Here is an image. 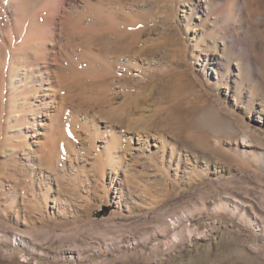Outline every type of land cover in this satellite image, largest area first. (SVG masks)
<instances>
[{
	"label": "rangeland",
	"instance_id": "1",
	"mask_svg": "<svg viewBox=\"0 0 264 264\" xmlns=\"http://www.w3.org/2000/svg\"><path fill=\"white\" fill-rule=\"evenodd\" d=\"M53 1L64 78L34 97L7 41L47 6L0 5V264H264V0L248 32L245 0Z\"/></svg>",
	"mask_w": 264,
	"mask_h": 264
},
{
	"label": "bare ground",
	"instance_id": "2",
	"mask_svg": "<svg viewBox=\"0 0 264 264\" xmlns=\"http://www.w3.org/2000/svg\"><path fill=\"white\" fill-rule=\"evenodd\" d=\"M43 8L44 6H47L46 8V13L44 14L45 16H42V20L41 22H34L33 20V16L36 15V13H38V11H36L34 8V10L36 12H34L35 14H33L32 16V19L33 22L30 23V25L28 24V26H26V29L23 28L24 26L22 25V22H21V25L23 26L21 28V25L20 26V29H19V33L17 36H14V38L10 39L7 41V43H10L13 41V39H15L14 43L12 42V44H10L12 47H14V49H11L8 47V50H9V56H10V59L13 58V61H17L18 60V64H22V65H26V66H30L32 69V73L33 75H31V79L30 81L27 82V89L22 93H29L30 95L33 94V90H35V86H39L40 83L39 82H43V80H46L47 82H45L46 85L48 86H51L52 84V81L50 79L51 76H59L58 79L56 81H60V80H63L64 77H62L61 75H59V73L57 71H52L50 70V68L52 69V67H54V64L55 62L57 61V58L59 56L58 52L60 51V47H61V42L58 40H55V37H59L60 34H57L56 31L59 30H63V29H60V28H57L56 30V27H55V24L53 22L54 20V15L56 14V11H57V8H55V1L52 2V0H43ZM125 0H83V5L86 3L87 5L91 6L92 4H96L97 7H102L105 11L107 12H112V14L114 16H120L122 13V8H123V3H124ZM261 1L263 0H245L243 4V6L241 5V7L239 6V21H238V25L237 27L242 31V29L245 31V32H248V29H249V25L247 26L246 24L244 25L243 24V21L248 19L250 22H253L255 23L256 26H259V24L262 23V16H263V13H260L259 12V7L261 5ZM72 2V1H71ZM93 2V3H92ZM235 2V1H234ZM60 3V1H59ZM126 3V2H125ZM131 3V2H130ZM11 4L15 5V6H18L16 7V11L18 10V8H20V12L23 10V8L25 9L24 7V2H22V0H0V5L3 7L5 5H8L10 6ZM133 4V3H132ZM35 5V4H34ZM127 5V4H126ZM58 6V4H57ZM61 8H62V4L60 5ZM59 6V7H60ZM69 8L68 9H72L71 11L73 10H77V6L75 4L70 3L68 4ZM88 6V7H89ZM13 7V6H12ZM35 7V6H34ZM93 7V6H92ZM95 7V6H94ZM14 8V7H13ZM84 8V7H83ZM82 8V9H83ZM96 8V7H95ZM4 9V8H3ZM38 9V8H37ZM59 9V8H58ZM98 9V8H97ZM132 9V8H131ZM103 10V11H104ZM120 10V12L118 11ZM45 11V9L43 10ZM89 11V10H88ZM133 11V10H132ZM19 12V11H18ZM24 12V11H23ZM70 12V11H69ZM74 12V11H73ZM81 12V11H80ZM83 12V11H82ZM22 13V12H21ZM31 13L32 15V12H29ZM55 13V14H54ZM59 13V12H57ZM76 13V12H75ZM86 13V12H85ZM91 13V12H90ZM95 13V12H94ZM98 13V12H97ZM100 13V12H99ZM103 13V12H102ZM135 13V12H134ZM24 14H22V17H24ZM92 14V13H91ZM29 15V14H28ZM79 15V14H78ZM99 15V14H98ZM37 16V19L39 18L38 14L36 15ZM35 16V17H36ZM41 16V14H40ZM75 16V15H74ZM103 16V15H102ZM118 16V17H119ZM22 17H20L22 19ZM28 17V16H27ZM91 16V21H89L92 25H94V23H96L97 25H103V21L105 22V20L101 19L100 17H93ZM109 17V16H108ZM19 18V19H20ZM31 18V17H29ZM29 18L27 19V21H29ZM59 18V17H58ZM65 17L63 16H60V19L59 20H63ZM104 19H107V17H103ZM127 18V17H126ZM262 18V19H261ZM6 19V18H5ZM26 19V18H25ZM36 19V18H34ZM40 19V18H39ZM38 19V20H39ZM71 19V18H70ZM86 19V18H85ZM128 19V18H127ZM126 19V20H127ZM1 20V19H0ZM41 20V19H40ZM39 20V21H40ZM73 20V19H72ZM110 20V18H109ZM118 20V19H117ZM115 20V21H117ZM5 21V20H4ZM19 21V20H18ZM6 22V21H5ZM70 22V21H69ZM79 22V21H78ZM84 22V21H83ZM88 22V23H89ZM16 23V21H15ZM29 23V22H28ZM80 23V22H79ZM24 24V23H23ZM263 24V23H262ZM15 25V24H14ZM16 25L18 26V24L16 23ZM63 24H60L59 26L62 27ZM67 25V24H66ZM83 25V24H82ZM108 25V23H107ZM16 26V27H17ZM18 26V27H19ZM64 27V26H63ZM104 27V26H103ZM98 28V27H97ZM107 28V27H106ZM252 28V27H250ZM25 29V32H23ZM247 29V30H245ZM101 30V29H100ZM104 30H107L105 29L104 27ZM109 30V29H108ZM254 30V29H253ZM7 32L9 31L8 29L6 30ZM69 31V30H68ZM252 31V30H251ZM62 32V31H61ZM120 32V31H119ZM250 32V31H249ZM9 33V32H8ZM67 33V32H66ZM110 33V32H109ZM123 33V32H122ZM121 33V34H122ZM132 33V32H131ZM124 34V33H123ZM128 34V33H127ZM136 33H132V36H130L131 39H134V37L136 36L135 35ZM100 35V34H99ZM126 35V33H125ZM252 35V34H251ZM123 36V35H122ZM128 36V35H127ZM123 38V37H122ZM126 38V37H125ZM18 39H20L21 41H17ZM102 39V38H101ZM112 39V37H111ZM12 40V41H11ZM62 40V39H61ZM117 40V39H116ZM115 40V41H116ZM103 41V40H102ZM114 41V40H112ZM111 41V42H112ZM119 41L121 43L122 40H120L119 38ZM119 41H117L116 43L118 44ZM125 41V40H124ZM130 41V40H129ZM137 41V40H136ZM97 42V41H96ZM131 42V41H130ZM134 42V40H133ZM99 43V42H97ZM115 43V42H114ZM119 43V44H120ZM123 43V42H122ZM129 43V42H128ZM102 45V44H101ZM122 45V44H121ZM130 46V45H129ZM7 47V46H6ZM2 47H0V51ZM106 48V47H105ZM97 49V48H96ZM102 50V49H101ZM128 51V50H127ZM99 52V51H98ZM8 54V53H7ZM91 57V56H90ZM103 58V57H102ZM17 59V60H16ZM106 63V62H105ZM40 65V66H39ZM12 67V66H11ZM107 70V69H106ZM108 71V70H107ZM107 73V72H106ZM54 76V77H55ZM104 77V76H103ZM103 79V78H102ZM124 79V78H123ZM131 79V78H130ZM50 80V82H49ZM125 81V80H124ZM92 82V81H91ZM63 83V82H62ZM94 83V82H93ZM97 83V82H96ZM66 84V83H65ZM77 84V83H76ZM67 87V86H66ZM65 87V88H66ZM28 90V91H27ZM103 95V94H102ZM101 96V95H100ZM32 97H34V95H32ZM135 100V98H133ZM63 100H64V97H63ZM70 100V99H69ZM93 100V99H92ZM133 101V100H132ZM98 102V101H97ZM107 102V101H105ZM63 103V102H62ZM83 103V102H82ZM128 104V103H127ZM213 105V104H212ZM70 106V105H69ZM95 106V105H94ZM89 108V107H88ZM171 108V107H170ZM211 108V106H210ZM175 109V108H174ZM74 110V109H73ZM77 110V109H76ZM79 110V109H78ZM86 110V109H85ZM124 110V109H123ZM214 110V109H213ZM72 111V110H71ZM133 111V110H132ZM179 111L178 110H174V114L175 115H172V120H177L178 123L180 124V126L182 125V119H184L180 113H178ZM181 112V111H180ZM215 112V110H214ZM217 112L212 113L210 112V116H211V121L213 120V118L217 117ZM167 116V115H166ZM114 117V116H113ZM20 118V117H19ZM168 122H170L168 120ZM113 123V122H112ZM147 126V125H146ZM180 128V127H179ZM251 131H246V132H243L241 134V142L243 144L244 147H247V148H251L254 146V142H256L257 138L260 137V135H257L255 134L257 137L255 138L254 135H251ZM201 137V136H199ZM66 138V137H65ZM202 138V137H201ZM201 140V139H200ZM53 141H56V148H55V144L52 143L50 146H49V151H47L46 149V146H45V149L46 151L44 152L45 154H43L44 156V159H40L41 162H44V166L46 167V169H52L54 170L56 168V165H59V163L61 162V160L59 159L60 157V154L58 155V158H57V150H59L58 146H59V143L57 142V140H53ZM60 141V140H59ZM262 141V140H261ZM204 142V141H203ZM257 142H260V141H257ZM58 143V144H57ZM74 143V142H73ZM82 143V142H81ZM201 144V143H199ZM204 144V143H202ZM206 144V143H205ZM259 144V143H258ZM69 145V149L71 150L72 153L74 154H77V151L75 149V147L73 146L72 143H68ZM205 146V145H204ZM202 146V147H204ZM208 146V145H206ZM205 146V147H206ZM209 147V146H208ZM113 149V147L111 146V148L109 150H107L108 154L110 155L111 153V150ZM208 150V149H207ZM211 150V149H210ZM209 150V151H210ZM105 155V151L103 152V155ZM100 156V155H99ZM259 158H264V150L261 151L260 153H258L257 155ZM62 158V157H61ZM67 158V157H66ZM56 159V163L54 162V160ZM61 165L63 167H65V164H62ZM60 166V165H59ZM61 166V167H62ZM62 167V168H63ZM61 168V170H62ZM56 172V171H55ZM55 172L54 175H55ZM80 172V171H79ZM59 174V173H58ZM63 175V174H62ZM56 176V175H55ZM54 176V177H55ZM60 175L56 176L55 179L57 178V181H59V177ZM63 178H65L64 176H62ZM54 179V180H55ZM62 181V179H61ZM175 235V234H174ZM190 236V235H189ZM176 237V236H175ZM178 237V236H177ZM22 241V240H21ZM21 257H24V256H21Z\"/></svg>",
	"mask_w": 264,
	"mask_h": 264
}]
</instances>
